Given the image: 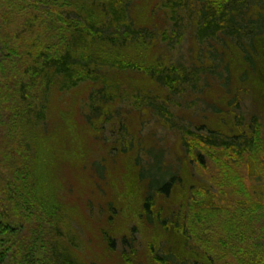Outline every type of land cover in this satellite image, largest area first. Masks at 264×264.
<instances>
[{"label": "rangeland", "instance_id": "1", "mask_svg": "<svg viewBox=\"0 0 264 264\" xmlns=\"http://www.w3.org/2000/svg\"><path fill=\"white\" fill-rule=\"evenodd\" d=\"M72 1L93 5L104 0ZM72 1L65 0L68 3L65 7L75 12L65 16L79 20L81 13ZM149 2L135 0V6L142 9ZM158 4L164 19L167 12L164 8L169 10V7L163 5L164 0H158ZM47 6L50 9L57 5ZM3 15L17 18L18 12H10L6 5H0V25L5 23L1 20ZM180 19L182 27L172 26L175 33L170 32L169 53L174 63L183 64L188 73L194 65L204 67L201 79L192 83L199 88L187 84L175 94L166 90L153 102H147L149 95L130 97L125 101L124 121H89L87 84L67 93V102L57 98V91L53 90L52 98L47 100L48 113L46 110L39 124L33 122L34 125L28 126L25 118L19 123L18 117H8L6 110L0 109V147L3 149L0 150V236L8 224L18 226L19 232L12 243L15 247L18 242L24 245L28 253L35 255L36 264H56L51 259L54 247L80 264H157L151 260L156 248L163 253L173 248L180 257L199 259L205 264H252V258L258 260L254 264H264L261 258L264 259V218L251 229V239L242 242L236 231L224 233L230 247L218 251L220 243L209 232L207 224L199 225L185 217L192 215L187 210L188 203L203 197H208L210 206L230 204L234 195L228 193V183H243L251 195L264 196V165L255 169L249 152L243 149L246 142L242 139L237 154L230 155H226L220 144L224 133L235 131L248 134L245 137L249 139L256 138L255 145L264 146V60L260 58L256 71L237 58L239 63L231 68V82L225 85V75L221 77L216 72L225 69L222 58H234V55L224 45L223 33L220 32L219 38L215 35L201 42L194 23L186 20V16ZM41 29L42 25L38 27ZM213 53L217 54L216 58L211 57ZM247 69L249 77L243 79ZM31 87L32 95L40 92H36L40 85ZM151 103L162 109L150 107ZM163 103L168 104L171 112L165 110ZM231 103L234 108L230 107ZM213 105L219 106L221 112ZM232 110H236L235 115L229 116ZM162 112L165 119L160 117ZM253 125L259 126L262 137L254 134ZM188 127L203 135V138L193 137L192 155L181 141L180 131ZM55 132L58 133L53 137ZM52 137L54 140L61 137L63 142L55 144L56 152L44 155L45 147L53 146ZM43 141L48 145L38 150ZM150 148L163 152V172L175 173L179 181L169 199L157 195L152 223L139 214L145 210L144 192L149 183L146 174L145 181L141 180L143 169L149 176L163 174L151 168L154 158L146 153ZM99 162L108 169L104 179L94 170V163ZM18 164L24 165L17 169ZM227 167L232 171L223 170ZM120 174L124 175V183L119 181ZM119 186L125 189L131 203L125 204L122 197L117 198ZM224 187L226 193L221 191ZM253 242L263 252L256 253L253 249L252 255L246 257L247 248L255 247Z\"/></svg>", "mask_w": 264, "mask_h": 264}, {"label": "trees", "instance_id": "2", "mask_svg": "<svg viewBox=\"0 0 264 264\" xmlns=\"http://www.w3.org/2000/svg\"><path fill=\"white\" fill-rule=\"evenodd\" d=\"M15 1L0 0V5H6L8 11L18 12L17 18L11 15H3L1 18L5 23L0 25V109L6 110L8 117H18L19 123L25 118L28 126L34 125L33 122L39 124L40 120L45 118L46 110L48 113L50 107L47 100L52 98L53 90L57 91V98L67 102V93L87 84L85 89L90 110L86 118L89 121H124L127 114L123 112L126 109L125 101L130 97L149 95L147 102H153L155 98L163 96L166 90L175 94L181 91L184 85L192 86L194 80L203 76L204 67L194 65L188 73L183 64L174 63L169 53L172 44L170 32L175 33L172 26L182 27L180 16H186V20L194 23L198 40L201 42L215 35L219 38L220 32L223 33L222 41L234 55V58H224L227 62L222 58L225 69L216 72L221 77L225 75V85L231 82V68L239 63L237 58L244 61L248 65L247 68L256 71L260 66V58L264 60V0H164L163 5L169 7L168 10L163 6L167 10L164 19L160 14L158 0H150V5L142 9L135 6V0H104L99 4L94 2L93 5L87 1L76 3L70 0L79 8V20H71L68 19L70 16H65V13L75 12L70 7H65L68 4L65 0ZM52 3L58 7L47 9V5ZM40 25L42 29L38 30ZM10 26H13L12 29ZM27 26H30L28 30ZM34 27H37L36 30ZM216 55L213 53L211 57L216 58ZM248 77L247 69L243 79ZM35 81L37 83H33ZM39 85L36 92H40L32 95L31 86ZM193 88H199V85L194 84ZM149 106L156 110L162 109L155 103ZM213 106L218 113L221 112L219 106ZM163 107L167 112H171L167 103H163ZM230 107L234 108L235 105L231 103ZM146 109L149 108L143 110ZM235 112L236 110H232L228 115L233 116ZM160 117L165 119V114L162 112ZM143 124L144 121L141 126ZM253 127L254 134L261 136L259 126ZM191 128L180 131L183 135L181 141L190 155L193 154V137L203 138V135L192 131ZM57 133L55 132L53 137ZM223 135L224 141L220 144L226 155L237 154L239 142L243 139L247 144L243 149L249 152L255 169L259 170V165H264V146L255 145L256 138L249 139L245 137L249 136L248 134L241 135L235 131ZM53 137L54 142L50 143L53 146H47L45 141L40 142L42 147L38 150L47 146L44 155L56 152L55 144L63 142H60L61 137L56 140ZM201 140L203 139L199 141ZM0 150L3 149L0 147ZM146 153L154 158L151 168L163 173H152L149 176L148 171L143 169L141 174V180L145 181L143 176L146 174L149 183L144 192L145 210L139 211V214L152 223L153 219L155 220L153 204L157 195L169 199L179 181L175 173L163 172L164 154L161 150L158 152L150 148ZM22 165L24 164H18L17 169ZM230 169L227 167L223 170L230 172ZM94 170L100 178L104 179L108 175L107 166L100 162L94 163ZM123 176L119 175V181L122 183ZM226 187L228 193L234 195L226 207L210 206L207 203L208 197H203L206 194L202 195L200 200L185 205L192 214H186L185 217L199 225L207 224L209 232L220 243L218 251L228 250L230 247L228 236L224 233L229 235L236 231L237 237L243 242L247 238L251 239V229L262 223L264 218V196L251 195L243 183H228ZM124 190L119 186L120 194L118 193L117 198L122 197V201L129 204L131 199L126 198ZM221 191L226 193L225 187ZM223 192L222 195L225 194ZM138 209L140 210L141 206H138ZM6 228L0 236V264H36L35 255L28 253L24 245L18 242V247H15L17 245L12 243L19 227L8 224ZM222 228L224 231H221ZM15 240L17 241L18 237ZM252 245L255 247L247 248L246 257L252 255L253 249H256V253L263 252L254 242ZM151 256L152 262L157 264H205L199 259L180 257L173 248L165 253L156 248ZM261 258L264 261L263 256ZM51 259L56 264H80L56 247L52 248ZM250 261L254 264L258 260L252 258Z\"/></svg>", "mask_w": 264, "mask_h": 264}]
</instances>
